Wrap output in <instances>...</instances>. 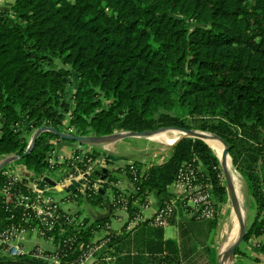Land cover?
Masks as SVG:
<instances>
[{
  "label": "trees",
  "instance_id": "obj_1",
  "mask_svg": "<svg viewBox=\"0 0 264 264\" xmlns=\"http://www.w3.org/2000/svg\"><path fill=\"white\" fill-rule=\"evenodd\" d=\"M189 119L201 123L196 127ZM44 126L95 137L166 127L218 135L229 145L233 165L257 208L244 242H262L264 0H16L0 18V160L21 157L15 163L39 178L61 168L51 162L48 140L67 141L52 133L40 136L25 156L33 133ZM100 156L94 149L70 167L86 171ZM190 163L204 168L219 213V204L227 200L219 159L204 141L192 138L179 141L165 164L153 166L147 179L133 183L130 205L151 194L163 204L170 201L169 188ZM8 169L0 171V235L13 226L30 232L39 218L19 205L18 196L33 192L9 178ZM125 173L132 182L130 172ZM5 193L14 196L12 203ZM88 193L91 202L103 201L95 190ZM137 211L131 209V219ZM60 214L45 240L53 239L61 264H77L86 247L101 240L106 242L93 264L196 260V242L189 247L185 241H165L164 229L147 223L117 234L109 227L111 218L84 219L80 228L69 224L64 211ZM25 216L30 222L25 223ZM217 218L208 221L209 232ZM260 245L262 251L264 243ZM37 249L18 259L0 252V264H49L33 257ZM213 260L218 264L216 254Z\"/></svg>",
  "mask_w": 264,
  "mask_h": 264
},
{
  "label": "crops",
  "instance_id": "obj_2",
  "mask_svg": "<svg viewBox=\"0 0 264 264\" xmlns=\"http://www.w3.org/2000/svg\"><path fill=\"white\" fill-rule=\"evenodd\" d=\"M15 2L16 0H0V18L8 14V12L11 10ZM68 123H69L68 120H66L65 125H68ZM69 131L70 130H68L67 132ZM34 134L35 132L33 133V135ZM178 140L176 141V144L178 143ZM50 144H52L51 162L60 163L61 169H64L63 172L65 173L64 174L65 177L60 178L59 181H56L50 178L49 176H44L39 178L34 173L30 172L23 165H14L15 162L9 166L8 171L13 175V177L17 181L27 186L33 193L47 194V193L57 192V190L51 185H48L47 183L44 182V178L46 177H49L64 189H69L71 187L73 182L71 183L67 182V177L71 172L70 165L76 162L75 160L76 157H80V160L78 161L81 162L86 158V156L90 155V153L94 149L98 150L101 153L100 158H102L103 155H112L117 159V161L113 165L108 167L109 170L111 171L110 178L105 184H103V189L106 191V194L108 195V200L110 201L111 210H109V205L105 197L99 195L100 197L103 198L102 199L103 201L101 202H91L90 200H88V194H89L88 192L90 190L96 189V194H98V189L100 188L99 186L100 182L94 185H89L85 183L84 185H81V187L77 190L76 193H71V192L68 193L69 196L68 198L65 199H68V201H71L72 203H77V209L75 211L73 210V214L71 210L68 208H63L61 206V209L64 212L72 215L81 213L84 219H89L91 222L95 220L104 219L106 217L111 218V225L109 227L112 230V232L117 234L123 233L124 229H126V231L128 232L136 229V227L131 230L129 229L128 215H124L116 209L112 214V202L115 196V190L116 191L120 190L122 193L130 195L131 189L133 188V184L126 175L124 169H126L128 165H130L131 163H134L138 165L140 168H142L145 171V173L149 172V170L153 166L165 164L171 158L172 149L176 145L174 143L175 144V145L173 144L174 146L171 145V148L166 150V148L163 147V145L165 144L158 142L157 140L153 139V137L147 139L137 138V137L128 138L121 141L109 142L100 146H87L72 142H62L56 140L50 141ZM1 161L3 160H0V163ZM97 167L106 168L107 165L104 162L99 163V161L96 160V162L94 163V168ZM83 179L84 178L80 174H78L75 181L81 182ZM110 179L115 180V182H110ZM42 181L44 182V184H42ZM105 185H109L107 189L105 188ZM64 193L67 192L64 191ZM49 196L52 197L51 195ZM147 199L149 201V209L145 212L144 215L146 219H151L163 205V200L160 197H158L156 194H151L150 196L147 197ZM86 202L91 206L98 207L100 211H102V213L92 210L91 212L89 210L90 213L87 212L83 208V204ZM112 217H115V220L117 221V226L114 225L112 221ZM193 219L195 218L189 216V213L187 211H184L182 208L179 207L170 224L171 227L174 226L176 227V235L173 239L167 238L166 229H164V240L177 241L178 243H180L181 241H185L187 245L189 243L188 245L189 247H192L193 243L196 242L198 248L196 252L197 253L196 258H197L199 255L202 254L203 247H205L211 242L212 235L211 232H209L208 221H193ZM204 222H207V224ZM35 235L39 236V233L37 231H34L26 235V237L23 239L25 246L27 244L33 243V247L31 248V250L37 247L45 248L40 244L39 241L34 242L32 239L31 240L29 239L30 236L31 238H33ZM259 241H261V239H255V241H253V243L250 244L248 247L249 250L254 255L252 256V260H251L253 261V264H264V256L257 247ZM262 242L264 243V240ZM46 243L50 246V248H45V250L54 251L53 245L48 241H46Z\"/></svg>",
  "mask_w": 264,
  "mask_h": 264
},
{
  "label": "built area",
  "instance_id": "obj_3",
  "mask_svg": "<svg viewBox=\"0 0 264 264\" xmlns=\"http://www.w3.org/2000/svg\"><path fill=\"white\" fill-rule=\"evenodd\" d=\"M69 133L73 134V130L70 129ZM75 160H80V157H76ZM72 167H70L71 172L67 177V182L69 183L75 181L78 174L84 178L86 174H90L93 171V166L89 167L86 171L80 170L75 164ZM124 170H128L132 175V184L147 179L145 171L134 163L128 165ZM203 171L202 167H196L194 163L182 167L179 170L175 182L169 188L170 193L172 194L171 200L165 202L151 219H146L144 215L149 209L148 199L143 203L137 202L131 206L130 199L128 198L131 194L127 195L118 190L119 194L114 196L112 203L116 210L124 215H128V226L130 230L144 223H147L152 228L166 229L170 226L179 207L184 211H187L189 216L193 218L207 221L213 220L218 216V209L214 201L213 188L205 181L204 175H202ZM6 175L14 181H17L9 171L6 172ZM94 190L96 191V189ZM134 190L135 187L133 184L131 193ZM5 195L7 202L12 203L14 196L11 193H5ZM18 197L19 205L26 211L34 212L39 218V224L36 229L30 232L37 231L39 235L45 239V235L51 232L60 222V211H63L60 204L52 197L46 196L45 193H29L28 195L20 194ZM133 208H137L138 211L131 219L130 211ZM66 214L70 217L67 219L70 225L80 228L85 226L84 217L81 216L79 219H75V215L69 213ZM30 219V217L25 216V223L30 222ZM30 232L23 228L13 226L9 231L0 235V250L3 249L6 251L8 256L12 259H18L30 255L34 249H37L33 248L29 251L25 247L23 239ZM46 241L51 243L53 239L50 238ZM105 242V240H101V243H97V241L91 242L86 247L85 257L78 261L77 264H93L95 255L105 245ZM259 242L257 247L261 246L260 244L262 242ZM79 247H83V244H80ZM44 252L46 251L39 247L33 257L42 259L49 264H61L58 254L55 251H51L53 252L51 255H45ZM261 252L264 256V249H262Z\"/></svg>",
  "mask_w": 264,
  "mask_h": 264
},
{
  "label": "water",
  "instance_id": "obj_4",
  "mask_svg": "<svg viewBox=\"0 0 264 264\" xmlns=\"http://www.w3.org/2000/svg\"><path fill=\"white\" fill-rule=\"evenodd\" d=\"M168 130H175V131H179L184 134L178 140V142L184 138H192V139H198V140L204 141L207 145H209L207 141H220L224 145L225 148H224L223 154L221 158L218 157L219 162H220V167L222 170L223 177L225 179L229 199L241 217L240 207L238 205V198L235 194L232 175L228 167V157L230 156L229 154L230 147L221 137H219L216 134L210 133V132L207 133V132H203V131L201 132L197 130L166 127V128L158 129L156 131L122 132V133H115V134L108 135V136L95 137V136H80L76 134H68V133L59 131L55 128L44 126L38 129L33 135L30 145L27 151L25 152V156L29 155L32 152L37 140L44 133H52L56 135L57 137H59L60 139L67 141V142H72V143H77L80 145H87V146H100V145H103L109 142L121 141V140H125L128 138H134V137L145 138V139L152 138L155 135L168 131ZM20 159L21 157H18V156L7 157L0 163V171H2L6 167H9L11 164H13L14 162ZM97 160L99 161V163H103V162L106 163L107 167L106 168H98V167L94 168V165H93V171L90 174H86L84 176V179L81 182L73 181V184L71 185L69 189H64L60 187L55 181H53L49 177L44 178V182L54 187L57 190V192H60V193L64 191L67 193H70V192L76 193L77 190L81 187V185H84L85 183L89 185H94L100 182L99 183L100 188L98 189V194L107 199L109 210H111L110 201L108 200V195L106 194V191L103 189V184H105L110 178L111 171L109 170L108 167L113 165L117 161V159L113 157L112 155H103L102 158H98ZM240 227H241L240 237L230 247V249L228 250V254H227L228 260H232L233 264H234V257H235L236 250L242 244V242L244 241V238L247 235V220L240 218ZM219 264H222L220 257H219Z\"/></svg>",
  "mask_w": 264,
  "mask_h": 264
},
{
  "label": "rangeland",
  "instance_id": "obj_5",
  "mask_svg": "<svg viewBox=\"0 0 264 264\" xmlns=\"http://www.w3.org/2000/svg\"><path fill=\"white\" fill-rule=\"evenodd\" d=\"M73 93H74V88H71V90L69 91V96L73 95ZM189 122L191 123V125L197 127V126L200 125L201 120L200 119H189ZM193 130L200 131L198 129H193ZM65 133L70 134L69 132H65ZM153 139H155V140H157L159 142L158 135L154 136ZM50 141H52V140H48V143H50ZM163 147L166 148V150L171 148V146H168V145H163ZM214 154H215V152H214ZM217 158H218V156H217ZM14 165H19V164L15 163ZM63 170L64 169L58 168L56 171L47 172L46 175L49 176L50 178L56 180V181H59L60 178L65 177V175H64L65 173L63 172ZM240 175H241V173H240ZM241 177L243 178L242 179V181H243V192L245 193V197H246L244 208L246 207L245 211H246L247 232H248L250 227H251V225H252L253 219H254V217L256 215L257 208H256V204H255L254 199L252 197H250L249 194H248L247 183H246L244 177L242 175H241ZM224 181H225V179H224ZM224 184H225V187H226V183L225 182H224ZM226 191H227V188H226ZM49 195H51L60 204V206H62L63 208L70 209L72 214H73V210L75 211L77 209V203H72L71 201H68V199H65V198H68V196H69L68 193L53 192V193H47L46 194V196H49ZM226 198H227L226 202H223L222 204H219L221 206V209H220V211L218 213V218L214 221V225L211 227L212 239H211V242L208 244V249H205L202 252V254L199 255L196 258V260L194 262L189 263V264H214V262H213L214 261L213 260V255L214 254H216L217 261H218V264H219L221 243L223 241V234H224V226L228 222V219H229L230 215H232V212H233L232 211V203H231V201L229 199L228 192H227V197ZM83 208L87 212H89V210L91 212V210H92V211H96V212L102 213V211H100V209L98 207L91 206L87 202L83 204ZM114 214H116V213H114ZM112 221H113L114 225L117 226V221L115 220V217H112ZM204 223L207 224V222H204ZM175 235H176V227L175 226L174 227L169 226V227L166 228V236H167V238L173 239L175 237ZM29 239L30 240L32 239L34 242L35 241H39L40 244L42 246H44L45 248H50V246L46 243L44 238L40 237V235L39 236L35 235L33 238H31V236H30ZM253 241H255V238H251L249 240V242H244L243 241L242 244L237 248L238 252L236 250L235 257H234V264H253V261H251V260H252V256H254V255L248 248L249 245L253 243ZM25 247H26L27 250L30 251L31 248L33 247V243L27 244ZM40 248L43 249L44 251H46L45 248H43V247H40ZM0 252H2L4 254H7L6 251H4L3 249L0 250ZM7 256H8V254H7Z\"/></svg>",
  "mask_w": 264,
  "mask_h": 264
},
{
  "label": "bare ground",
  "instance_id": "obj_6",
  "mask_svg": "<svg viewBox=\"0 0 264 264\" xmlns=\"http://www.w3.org/2000/svg\"><path fill=\"white\" fill-rule=\"evenodd\" d=\"M159 142L171 146L178 139H180L184 134L175 131V130H168L162 133L157 134ZM155 135V136H157ZM209 146L215 152V154L221 158L224 145L220 141H207ZM228 167L230 169V173L232 175L235 194L238 198V205L240 207V215L238 214L237 210L235 209L234 205L232 204V215H230L228 222L224 226V234H223V241L221 243V250H220V258L222 264H233L232 260H228L227 254L230 247L238 240L240 237L241 227H240V218L246 220V211L244 208L245 205V193L243 192V181L240 173L234 167L232 158L228 157ZM252 200V199H251ZM234 209V210H233Z\"/></svg>",
  "mask_w": 264,
  "mask_h": 264
}]
</instances>
